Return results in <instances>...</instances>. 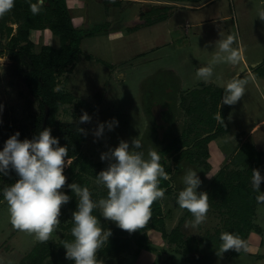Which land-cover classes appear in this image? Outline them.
Here are the masks:
<instances>
[{
	"label": "rangeland",
	"instance_id": "obj_1",
	"mask_svg": "<svg viewBox=\"0 0 264 264\" xmlns=\"http://www.w3.org/2000/svg\"><path fill=\"white\" fill-rule=\"evenodd\" d=\"M184 1V5L172 3L170 6L153 1V4L146 3L147 7L153 5V10L147 11L146 6L142 7L144 3L132 0H121L120 6L110 0H67L74 24L97 32L95 36L82 40V53L74 69L59 77L57 88L71 92L74 99L59 108L57 120L76 122L84 112L91 117V123L82 124L88 129L83 154L92 161L109 163L101 160V154L118 146L121 140L131 146L133 139L141 141L143 147L140 151L147 158L149 150L158 152L171 141L182 140L185 128L188 129L187 138H192L189 136L191 129L198 134L210 131V111H205L209 108L208 102L211 105L221 93L217 108L224 111L229 105L220 104L227 84L233 78L247 80L242 99L229 106L228 130L225 126L220 135L208 142V156L203 153L197 162H182L183 172L178 174L180 184L166 197V209L170 213L166 214L164 222L155 228L143 229L127 249L108 259L107 263L264 264V243L260 256L246 251L234 256L235 250H229L220 257L213 252L217 250L216 245L207 238L217 234L220 238L221 233L230 232L232 223L238 219L230 206H223L215 200L208 201L210 207L206 221L196 228H186L185 221L194 218L177 204L178 194L185 187L182 177L187 169L197 171L202 181L197 189L199 193L209 192L219 180H228L235 170L246 176L248 166L252 170L259 169L260 173L264 168V124L250 135L254 124L264 119V21L258 17V11L264 9V0ZM159 15H166L165 19L160 21ZM222 16L226 18L221 19ZM215 17V22L208 21ZM201 19L207 22L200 24ZM1 20L2 27L12 25L16 29L17 24L8 13L0 17ZM229 35L237 36V42L231 46L239 51V63L235 65L229 61L231 53L220 49V42ZM31 39L35 42V52L40 51L43 44L55 47L60 44L58 36L49 29L33 31ZM5 41L0 36V42ZM12 65L13 60L8 54L0 56V105L3 106L0 111V151L16 132L20 133L21 141L28 139L30 116L38 109V103L29 94L23 79L13 75ZM208 67L212 69V76L210 82L205 83L203 78H197V70ZM196 86L203 88H194ZM156 105L169 107L167 113L172 122L161 140L157 136L160 128L157 130L154 124L155 119L158 120L154 113ZM206 113L202 120L193 121L192 118ZM113 118L118 121V126L112 131L106 128L100 138L94 137L93 130L97 125ZM187 118L189 122L185 124ZM246 143L261 151V159L253 160L247 166L238 160L237 155ZM188 148L185 146L183 150ZM68 167L64 168L66 177L69 175ZM248 178V189L252 190V173ZM87 179L90 192L96 190L97 193L95 188H105L97 183L96 178L87 175ZM95 196L97 198H92L93 201L104 198ZM252 197L249 195L248 200ZM254 208L252 221L260 227L258 230L264 240V203L258 204L255 200ZM96 210L101 216L99 209ZM74 211L76 209L72 207L62 206L60 224L49 240L52 244L58 242L62 235L71 233L67 226L72 222ZM97 218L105 230L116 225L102 216ZM177 227L180 234L172 237V231ZM187 238H194L198 248L193 246L192 251H187ZM203 239L207 241L202 242ZM37 244L34 234L12 227L8 204L3 199L0 202V264H21ZM104 249L102 247L100 251ZM101 255L103 260L112 257L108 253Z\"/></svg>",
	"mask_w": 264,
	"mask_h": 264
},
{
	"label": "clouds",
	"instance_id": "obj_2",
	"mask_svg": "<svg viewBox=\"0 0 264 264\" xmlns=\"http://www.w3.org/2000/svg\"><path fill=\"white\" fill-rule=\"evenodd\" d=\"M45 0H37L30 4V11L37 15L44 6ZM114 2V0H113ZM14 7V0H0V17H3ZM258 17L264 21V9L258 11ZM237 42L236 35H229L220 42V49L230 52L229 61L235 65L239 63V51L232 49ZM242 48V46H240ZM211 67L197 70V78L205 83L210 82ZM247 80L233 78L224 89L221 98L222 105H234L244 95ZM58 90V89H57ZM3 106L0 105V111ZM215 120L225 127L220 111L215 114ZM78 124L91 123V117L84 112ZM118 126V121L99 123L93 135L103 136L105 129L112 131ZM79 133L87 135L82 129ZM20 133L10 136L0 151V174L8 176L14 171L19 179L3 189L4 200L8 204L10 223L15 230L34 234L39 243L48 242L60 224L61 208L70 200V196L60 190L66 184L64 168L71 166L72 158L68 155L67 146H60L59 139L53 137L50 128H45L31 140L19 139ZM143 147L139 139L129 142L121 140L109 152L101 154V160L109 161L106 169L100 171L96 177L97 183L107 189L106 198L93 201L89 189L73 182L68 187L78 198L77 210L72 213L74 226L71 234L75 238L69 242L62 240L66 250L65 258L73 260L75 264H104L97 259L98 251L104 247L112 235L110 229L101 227L100 220L93 215L99 209L105 220L115 222L116 225L134 233L146 227L151 220L152 205L163 200L165 189L159 187L161 179L169 180L170 176L160 164V155L156 150H149L147 158L143 151H135ZM67 158V160H66ZM184 188L179 192L177 204L186 209L194 219L186 220V228H196L206 221L209 211V196L206 192H197L202 181L194 169H187L182 177ZM264 182L259 169L252 170V188L257 193L255 199L258 204L264 203V192L260 185ZM222 241L217 256L229 250L247 251L248 245L238 235L223 232Z\"/></svg>",
	"mask_w": 264,
	"mask_h": 264
},
{
	"label": "trees",
	"instance_id": "obj_3",
	"mask_svg": "<svg viewBox=\"0 0 264 264\" xmlns=\"http://www.w3.org/2000/svg\"><path fill=\"white\" fill-rule=\"evenodd\" d=\"M113 1V0H110ZM121 0H114V4L117 5ZM163 1H178V0H163ZM37 0H14V7L7 12L10 19L17 24L14 30L12 25H5L2 27L3 21L0 22V33L1 38L6 39L5 42H0V56L8 54L10 59L13 60V65L11 71L16 77L22 78L29 94L37 101L38 109L30 116V134L28 139L31 140L34 136L38 135L40 131L45 128L51 129V134L53 137L59 139L60 146H67L68 155L72 158L71 166L67 168L69 173L66 186L73 182L80 184L82 187L88 185L89 180L87 175L96 178L98 173L107 168L108 163L92 161L83 154V145L85 144L88 137V129L84 128L83 124H78L76 122H63L57 120V113L59 108L63 105L72 103L74 96L71 92L58 89L59 77L65 74L67 71H72L79 60V56L82 53L81 43L86 37L95 36L96 30L81 29L78 28L72 19L71 13L68 9L67 0H45L44 6L40 9L39 14L33 15L30 11V4H36ZM170 6V5H169ZM168 7V6H167ZM165 16V15H164ZM163 15L159 18L162 19ZM156 21V20H155ZM153 22V21H152ZM38 29H49L55 33L60 41L58 47L51 44H43L40 51L35 52L33 48L35 47L34 40L31 39V34L33 31ZM58 89V90H57ZM221 95V93H220ZM208 102L205 111L209 110L210 124L208 128L211 127L210 131L202 132L198 134V131L192 129L190 130L192 138H187L186 128L184 129V138L182 140H173L165 148L158 151L160 155V164L164 167L165 171L168 172L170 176L169 180L161 179L159 187L165 189L164 199L154 202L152 205V216L149 223L143 229L155 228L157 224L163 223L168 212L166 205L168 200L166 197L172 193V191L178 187L180 172H183V161L187 160L189 163L199 161L200 157L209 151L207 149V144L209 141L213 140L216 136L220 135L224 126L219 124L215 120V114L220 111V114L224 120V125L228 130V120L227 114H229V106L224 111L218 110V104L220 100ZM49 108V115L46 123L44 124V119L46 115V108ZM155 107V106H154ZM225 107V106H224ZM170 110V109H169ZM188 110V109H187ZM206 114L194 115L198 116L192 118L202 120ZM193 116V117H194ZM189 118L185 119V124H187ZM158 121L155 119V122ZM155 128L160 132H157L158 139L163 136V134L168 132L172 122L169 120V125H163L156 122ZM213 123V124H212ZM158 125V126H157ZM78 128H82L87 132V135L78 132ZM213 132V133H211ZM206 133L208 134L202 137ZM193 142V144H191ZM189 147L187 150H183V147ZM140 151V149H138ZM256 154V155H255ZM261 151L256 149L252 145L247 143L242 146L239 151L238 160L244 164L250 165L253 160L261 159ZM174 155V156H173ZM254 155V158H253ZM173 156V160L170 161V157ZM78 166V170H75ZM247 171L251 174L252 169L248 166ZM262 168V165H261ZM245 172V175L239 170L232 172L229 179L219 180L214 183L213 188L206 192L209 196V201H214L222 204L223 206H230L232 208V213L237 216L236 222L232 223L230 228V233L238 235L242 240L246 241L248 234L253 229L258 230V227L253 224L252 216L255 214V197L257 193L252 189H248L250 174ZM247 173V174H246ZM261 176L264 177V168L261 170ZM220 177V176H219ZM19 177L14 171H11L8 176L0 174V202L4 199L3 189L6 186H10L15 183ZM220 179V178H218ZM103 186V185H102ZM95 188V187H94ZM96 190L91 192V198H97L95 195H101L106 198L107 189L103 187L95 188ZM66 195L70 196V200L65 206L77 210L78 198L72 192L70 188H62L60 190ZM249 195L253 197L248 200ZM257 202V201H256ZM252 206V207H251ZM251 208V209H250ZM189 214V212H187ZM97 210L93 211V215L101 217L98 215ZM242 220V221H240ZM74 226L73 221L67 226L68 230L71 231ZM66 227H64L65 229ZM66 228V229H67ZM138 230L134 233L129 234L127 231L120 229L117 225L111 228L112 235L109 237L107 244L104 246L105 249L97 254V259H102V254L108 253L112 257L104 259L103 262L107 263L108 259L113 258L127 249L130 242L136 238V235L140 234L143 230ZM68 230H65L68 232ZM228 230V226H227ZM171 236H178L180 234L179 227L172 231ZM74 237L70 233L62 235L58 242L51 241L45 243H39L34 249L31 250L29 254L22 260L21 264H75L73 260H68L65 258L66 250L61 244L62 240H67L69 242L74 241ZM194 238H187L186 250L192 251L198 248L197 243L193 242ZM213 245H216L217 252L220 248L222 241L219 238V234L213 235L207 238ZM207 239H203L207 241ZM212 249V248H211ZM245 254L244 250L240 252H234V256H239ZM108 264V263H107Z\"/></svg>",
	"mask_w": 264,
	"mask_h": 264
},
{
	"label": "crops",
	"instance_id": "obj_4",
	"mask_svg": "<svg viewBox=\"0 0 264 264\" xmlns=\"http://www.w3.org/2000/svg\"><path fill=\"white\" fill-rule=\"evenodd\" d=\"M124 1V0H123ZM126 1V0H125ZM133 2H136V3H144V5L142 6V7H145L147 4L146 3H155V2H153V1H156V3L155 4H158V5H170V4H172V3H180V4H182V5H184L183 3H185V1L184 0H178V1H174V2H170V1H163V0H132ZM160 2V3H159ZM161 2H163V3H161ZM168 2V4H166ZM206 2V1H205ZM204 2V3H205ZM122 3H118L117 5L118 6H120ZM142 7L140 8V9H142ZM146 10L147 11H150L151 9L153 10V5L152 6H146ZM145 10V11H146ZM125 14H126V12H125ZM124 14V15H125ZM168 14V13H167ZM166 14V15H167ZM165 15V16H166ZM160 16V15H159ZM162 16V15H161ZM165 16L163 15V17H162V19H160V21H163L164 19H165ZM221 19H224V18H226V16L224 17V16H222V17H220ZM216 17L215 18H211V19H209L208 21H216ZM156 21H154V22H152L151 23V25H152V27H153V23H155ZM205 22H207V20H204L203 21V19H201V22H199L200 24H202V23H205ZM150 25V26H151ZM149 26V27H150ZM264 124V119H262V120H259L257 123H255L254 124V126L251 128V133H250V135H253L254 133H256L257 132V129L258 128H260V126L261 125H263ZM260 191L261 192H263L264 191V182H262V184L260 185ZM258 229H260V227H258ZM256 230V229H255ZM263 243H264V240L262 239V237H261V234L259 233V230L258 231H250V233H249V235H248V237H247V245H248V250L246 251V253H250V254H254L255 256H260V251H261V247H262V245H263Z\"/></svg>",
	"mask_w": 264,
	"mask_h": 264
},
{
	"label": "water",
	"instance_id": "obj_5",
	"mask_svg": "<svg viewBox=\"0 0 264 264\" xmlns=\"http://www.w3.org/2000/svg\"><path fill=\"white\" fill-rule=\"evenodd\" d=\"M194 88H203V86H196ZM162 109V107L160 105H156L154 107V113L156 114V117L158 118V121L160 122V124H163V121L161 120V113H160V110ZM48 115H49V108L47 107L46 108V115H45V119H44V124L46 123L47 121V118H48ZM213 133V132H212ZM206 136V135H205ZM172 160H173V157H172ZM171 176V175H169ZM62 188L66 189V188H69L68 186L64 185Z\"/></svg>",
	"mask_w": 264,
	"mask_h": 264
},
{
	"label": "flooded vegetation",
	"instance_id": "obj_6",
	"mask_svg": "<svg viewBox=\"0 0 264 264\" xmlns=\"http://www.w3.org/2000/svg\"><path fill=\"white\" fill-rule=\"evenodd\" d=\"M168 110H169V107L168 106L167 107L166 106H163L162 107V110H160L161 120H162V117H164V120H162L163 121V124H162V128L161 129H164L163 125H165V123H166V126L169 125V117H168V113H167ZM165 114H166V116H165Z\"/></svg>",
	"mask_w": 264,
	"mask_h": 264
}]
</instances>
